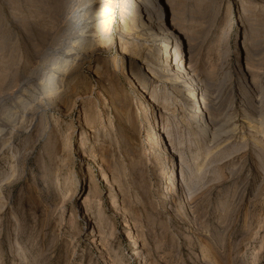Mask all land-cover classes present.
<instances>
[{
    "label": "rangeland",
    "instance_id": "374dc122",
    "mask_svg": "<svg viewBox=\"0 0 264 264\" xmlns=\"http://www.w3.org/2000/svg\"><path fill=\"white\" fill-rule=\"evenodd\" d=\"M142 1L0 0V264H264V0Z\"/></svg>",
    "mask_w": 264,
    "mask_h": 264
},
{
    "label": "bare ground",
    "instance_id": "6f19581e",
    "mask_svg": "<svg viewBox=\"0 0 264 264\" xmlns=\"http://www.w3.org/2000/svg\"><path fill=\"white\" fill-rule=\"evenodd\" d=\"M142 2H144L143 3L144 5H142V6L143 7L145 6V8L147 9V19H145V17H142L141 24H139L138 21L133 20L132 25H133L134 30H140L142 28L144 29L146 27L147 28L146 29L147 34H150V36L152 38L156 39L157 41H161L160 44L163 46L164 52H165V54L163 55L164 60L167 59V54L169 53V47L171 45L172 46L175 45V48H178L177 52L175 53V54H178V52L180 50L179 46L183 45L182 44L183 40L179 37L177 30L174 28V26H175V24L173 22L174 19L169 22V19L167 18V11H166L164 4H163V0H156V5L154 4V6L158 7V10L161 13L157 17V19H154L153 14L150 12V7H151L150 2L148 0H144ZM137 20H139V19H137ZM145 20H146V22H145ZM155 28H156V30H154ZM124 29L129 31V28L127 26ZM84 33H86V32H84ZM80 48H82V47H80ZM84 49H86V48H84ZM152 55H153V53H152ZM164 62L166 65H164V66L160 65V67H158L160 70V74L162 75V79H164L166 84L171 85V89H176V92L178 91L179 94H177V95H179L180 97L184 96L188 100H192V103L194 104V106H196L194 108L196 110L195 115L197 113H199L198 121L200 122V125L203 126V130L208 129L210 126V120L208 118H204V116L201 115V113H202L200 111L201 107H199V104L201 105V102L205 103L207 94H206V91L204 89L205 87L203 86V84H201V82L198 81L197 78L195 77V75L191 69V64L187 63L188 64V66H187L186 63H183L182 58L177 60V62H175L173 65H171L170 64L171 62H169V61H164ZM148 75L150 77H153L154 71L151 69H148ZM144 80H143L144 81L143 84L141 85L142 86L141 88L147 86V84H146L147 78H145ZM141 88L139 87L138 89H141ZM180 100L183 101L184 98H182Z\"/></svg>",
    "mask_w": 264,
    "mask_h": 264
}]
</instances>
